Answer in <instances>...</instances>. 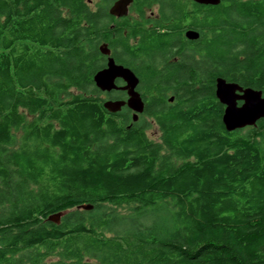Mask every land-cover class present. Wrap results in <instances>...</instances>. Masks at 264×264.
Here are the masks:
<instances>
[{"label":"trees","instance_id":"16d2710c","mask_svg":"<svg viewBox=\"0 0 264 264\" xmlns=\"http://www.w3.org/2000/svg\"><path fill=\"white\" fill-rule=\"evenodd\" d=\"M113 1L0 0V264H264V117L227 131L214 97L217 76L264 94V0H157L205 50L158 139L93 84Z\"/></svg>","mask_w":264,"mask_h":264},{"label":"flooded vegetation","instance_id":"af4514ba","mask_svg":"<svg viewBox=\"0 0 264 264\" xmlns=\"http://www.w3.org/2000/svg\"><path fill=\"white\" fill-rule=\"evenodd\" d=\"M189 1L192 2V0ZM131 3L128 6L126 15L122 17L113 16V18L122 22V39H124V42L111 46L110 42L118 39L114 32L112 35L110 33L109 40L111 41L102 40L99 45L106 43L109 49V56L114 59L115 63L132 71L137 78L134 90L139 94L143 103L140 112L133 111L125 104L121 107L122 109L114 113L120 114L121 123L126 128L134 124L141 126L145 124L147 130L150 127H155L158 139L157 116L164 111L166 106L174 108V106L179 104L187 105V83H189L192 73L195 77L199 76L198 67H196L195 72H191V70H193L194 62H198L204 56L205 50H199V45H201V42L198 41L199 36L195 39H190L185 35L186 30L193 29L188 26L192 15L190 6L185 10L184 18L178 19L172 15L167 6L161 10L160 1L154 0L150 5L142 3L140 7L134 10H130ZM200 5L208 6L209 4ZM235 26L236 33L246 29L242 24L237 27L236 23ZM253 26L255 35V23ZM156 38L164 39L155 40ZM239 44L240 46H245L244 42ZM99 55L101 61L96 71L106 67L108 57V55L102 54L100 51ZM174 71L175 76L173 75ZM177 77L183 79V81L178 83ZM114 83L117 87L126 85V82L120 77L115 78ZM93 84L96 87L94 81ZM96 89L98 90V98L101 99L102 103L105 100H127L128 98L127 90L125 89L100 90L97 87ZM215 99L217 100L216 97ZM218 103L220 102L218 101ZM241 103V100L237 101V105ZM220 105L223 110L224 105L222 103Z\"/></svg>","mask_w":264,"mask_h":264},{"label":"water","instance_id":"95a60500","mask_svg":"<svg viewBox=\"0 0 264 264\" xmlns=\"http://www.w3.org/2000/svg\"><path fill=\"white\" fill-rule=\"evenodd\" d=\"M198 4H219L220 0H192ZM132 0H114L108 6V14L114 17L126 15L128 6ZM187 38L195 39L199 36L198 32L188 29L185 32ZM99 51L108 55L106 67L96 71L93 75V81L100 90H110L112 88H121L127 90V100H105L102 103L104 109L114 113L119 111L123 105L135 112H140L143 103L139 94L134 90L137 78L132 71L120 64L115 63L114 59L109 56V49L106 43L99 45ZM120 77L126 85L117 87L114 79ZM214 94L217 100L224 105L221 114V122L227 131L255 125L256 121L264 117V95L262 90L252 87H242L236 82L227 81L225 78L217 76L214 84ZM242 103L237 105V101ZM80 209H91V204H80ZM63 212L53 213L47 217L48 220L59 222Z\"/></svg>","mask_w":264,"mask_h":264},{"label":"rangeland","instance_id":"374dc122","mask_svg":"<svg viewBox=\"0 0 264 264\" xmlns=\"http://www.w3.org/2000/svg\"><path fill=\"white\" fill-rule=\"evenodd\" d=\"M147 133H148V135H149L151 138H153V139H157L158 133H157L155 127H150V128L147 130Z\"/></svg>","mask_w":264,"mask_h":264}]
</instances>
